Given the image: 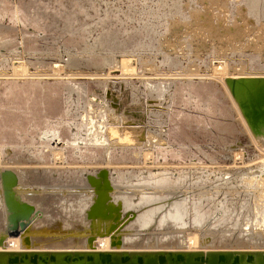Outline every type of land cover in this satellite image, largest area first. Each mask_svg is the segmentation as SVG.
Returning <instances> with one entry per match:
<instances>
[{
  "label": "rangeland",
  "instance_id": "374dc122",
  "mask_svg": "<svg viewBox=\"0 0 264 264\" xmlns=\"http://www.w3.org/2000/svg\"><path fill=\"white\" fill-rule=\"evenodd\" d=\"M250 75L264 0H0V250L264 249Z\"/></svg>",
  "mask_w": 264,
  "mask_h": 264
},
{
  "label": "bare ground",
  "instance_id": "6f19581e",
  "mask_svg": "<svg viewBox=\"0 0 264 264\" xmlns=\"http://www.w3.org/2000/svg\"><path fill=\"white\" fill-rule=\"evenodd\" d=\"M231 83L233 84L237 97L240 100L241 110L245 114V118L249 126L248 129L251 130V132L253 133L255 137L264 136V76L255 77V76L250 75L245 78H236ZM13 176L14 175L9 174L7 172L3 173L4 183L9 184ZM90 181L96 182L97 185H101L103 187H107L109 185L107 183L108 182L107 179L106 181L103 182V181H95L94 179L90 178ZM167 181H169V179L166 177H159L155 180L156 184H160L163 186L167 185ZM142 187H144V185ZM2 193L6 194L7 192H2ZM99 193L104 195L103 191ZM7 196H8V193L6 194L5 198H7ZM11 197L12 196H10L11 201L10 200L8 201L13 203ZM194 202L197 205L198 201H194ZM184 203L185 204L183 205V207L177 210L174 215H176L177 213L186 214L188 209L191 208L193 210L192 216L194 220L196 221H201L208 216V212L207 213L200 212L201 210L198 208V205L196 208L193 205V203L191 207L188 201ZM13 204L18 207L17 203L16 204L13 203ZM122 204H124L123 201H122ZM106 205L108 207V205L110 204H106ZM112 207L114 208V206ZM23 210L27 211L28 207H25ZM104 210L103 211L106 212L107 209L104 208ZM92 211H93V208L92 209L90 208V210L88 211V214L91 215ZM223 214L226 216L227 213L225 212V210ZM101 216L99 215V217ZM97 217H96L97 220L93 221L96 224H100L101 222L105 220L103 218H101L102 220L100 218L98 220ZM65 219H67V217ZM46 223L48 224V222ZM140 225H142V223ZM221 241L223 242V238ZM244 241L246 242V240H242V242ZM225 242H223L222 244H224ZM105 251H110L111 253L110 260L107 254L101 253ZM223 252H224V255H222ZM52 254H54L56 258L55 261H53L54 259H52ZM64 254H71V256H76V257H72L70 259V258H66L67 256H64ZM0 264H264V249L262 248L261 249H233V248L223 249L221 248V249H209V250H200V249L199 250L197 249L196 250H184V249H179V248L178 249L172 248V249H155V250L140 249L136 252H133L132 249L131 250H127V249H111V250L49 249V248L47 249H44V248L25 249V250L24 249L23 250L22 249L21 250L3 249V250H0Z\"/></svg>",
  "mask_w": 264,
  "mask_h": 264
}]
</instances>
